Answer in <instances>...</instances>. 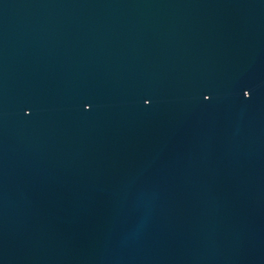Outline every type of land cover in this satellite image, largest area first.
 Returning <instances> with one entry per match:
<instances>
[{"label": "water", "instance_id": "obj_1", "mask_svg": "<svg viewBox=\"0 0 264 264\" xmlns=\"http://www.w3.org/2000/svg\"><path fill=\"white\" fill-rule=\"evenodd\" d=\"M0 264H264V0H0Z\"/></svg>", "mask_w": 264, "mask_h": 264}]
</instances>
